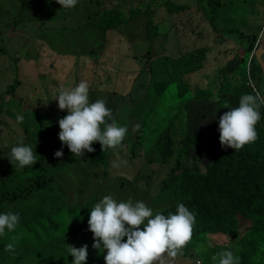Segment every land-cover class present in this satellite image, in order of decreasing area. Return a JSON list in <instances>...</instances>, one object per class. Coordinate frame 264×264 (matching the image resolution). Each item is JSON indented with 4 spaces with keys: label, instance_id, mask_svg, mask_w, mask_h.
Returning <instances> with one entry per match:
<instances>
[{
    "label": "rangeland",
    "instance_id": "obj_1",
    "mask_svg": "<svg viewBox=\"0 0 264 264\" xmlns=\"http://www.w3.org/2000/svg\"><path fill=\"white\" fill-rule=\"evenodd\" d=\"M121 1L79 0L74 8L64 9L55 0H0V49L8 52L0 53V178L7 174L9 188L30 190L35 180L16 177L22 169L9 162L11 148L21 141L33 148L38 163L61 168L53 179L39 175L44 188L33 187L27 199L0 204V214L19 213V223L32 208L42 213L56 211L62 226L59 237L48 238L36 224L33 233L17 230L15 252L29 256L32 264H39L37 252L47 263L65 264L69 259L72 264L68 245L88 246L86 264H105L107 251L93 249V235L88 231L95 204L112 196L118 202L131 198L162 210L169 200L154 203L153 199L179 155L190 171H204L215 157V138L183 151L180 142L185 134L207 136L219 125L225 109L207 98H192L197 89L212 87L216 93L227 80L229 87L247 85L264 95V0H218L213 18L207 0ZM146 11L154 15L150 41ZM120 23L122 27L111 29ZM232 31L256 38L258 58L254 51L247 53L249 41L240 42L235 33H227ZM164 58L185 61L174 70L175 78L183 82L182 98L176 91L174 95L161 89L171 75L165 66L156 69L154 63ZM16 76L19 84L11 96L6 90ZM82 80L90 85V101L104 99L111 104L117 125L128 129L122 145L112 149L107 167L89 164L87 152L75 157L58 139V120L67 113L58 110L54 98L61 87L72 88ZM17 114L23 115V123L17 124ZM36 117L49 124L48 131L34 132ZM170 126L175 151L163 164L155 144ZM138 134L141 139L133 147ZM263 138L258 134L246 146L264 152ZM61 149L63 156L54 158ZM139 172L141 181L135 186L132 181ZM239 224L235 237L207 235L189 241L172 264L197 260L212 264L211 257L224 250L240 256L239 264H256V260L264 264V251L253 247L257 241L249 234L250 222L239 217ZM10 242V238L2 239L0 247L5 250Z\"/></svg>",
    "mask_w": 264,
    "mask_h": 264
},
{
    "label": "trees",
    "instance_id": "obj_2",
    "mask_svg": "<svg viewBox=\"0 0 264 264\" xmlns=\"http://www.w3.org/2000/svg\"><path fill=\"white\" fill-rule=\"evenodd\" d=\"M124 2L126 1L124 0ZM120 4H123V0ZM207 5L213 18L218 7V0H207ZM104 13L107 14L108 11ZM140 14H142V12ZM145 15L148 16L146 31L150 41L154 15L151 11H146ZM121 25L122 23L113 26L111 29H119L122 27ZM102 28L108 31V27L102 26ZM227 33L230 35L235 33L240 42L244 40V42L249 41V45L246 48L247 53L254 51L255 58H258L260 50L255 49L256 38L245 37L238 31ZM255 51H259L258 56H256ZM0 53L2 55L8 54L5 47L0 49ZM147 55H150L149 51ZM164 59V62L158 59L155 61L156 64L154 63L156 69H162V67L165 66L167 70L166 74L170 73L171 75L168 76V80L161 85V89L168 92L170 91L174 95L176 91V94L182 98L183 89H181V86L183 82L177 79V77L175 78L174 70L181 65L183 66L185 61L178 59L174 62L173 60H169V58ZM224 83L225 85L222 83L220 87H218L216 93L212 91V87L197 89L192 98L198 101L207 98L210 102L220 103L221 105L227 102L229 108H235L238 107L239 99L242 95L254 94L252 89L247 85L234 87V85L231 84V87H229L227 80H225ZM18 84L19 79L17 77L15 81L7 87V94L13 96ZM211 84H213V81H210L209 85ZM185 86H188V84ZM217 96L219 100L214 99V97ZM185 99L188 101L187 97ZM106 106L111 109L114 117L115 110L112 105L108 103ZM227 110L228 109H225V112ZM259 111L261 120L256 125V131L262 136V134L264 135L263 105ZM34 120L36 121L34 132L49 130V124L42 121V117H36ZM262 121L263 124L261 123ZM172 126L167 127V129L158 136L155 144V149L159 154L158 159L160 163L163 164L168 163L174 156L175 143L171 138L170 131ZM26 129L28 133L31 131L29 125H27ZM139 134L135 139L137 143H135L133 147L139 144L138 140L141 139ZM209 137L215 138L216 154L214 159L204 167V171L193 172L182 164V156L179 155L176 161H174L173 166L167 171L165 179L159 184L158 191L153 199L154 203H159L160 200H169V203L167 206H163L161 208L162 210L153 209L155 211H161L165 215L169 213L175 214L176 206L183 203L191 212L195 213L196 223L190 241H196L198 238L207 235L235 237L237 230L240 228L239 217L244 218L250 222L249 234L252 235V241H257V244L253 245V247L260 248L264 251V245L260 244L264 243V152H259L258 149H250L247 146L243 147L240 151L222 148L219 143L218 125L205 137L185 134L180 142L181 150H186L191 146H198L208 140ZM92 147L95 151L89 155V164L107 167L113 155L112 149L101 151L99 143H94ZM60 169V167H49L36 162L32 167L28 166L18 171L15 174L16 177H30V179L35 180L29 184V191L25 190L27 187L9 188L7 186V181L9 180L7 177L8 175L3 173L0 178V204L5 202L18 203L27 199L32 194L34 190L33 187L44 188V182L40 179L39 175L47 179H53L60 172ZM11 177L12 176H10V178ZM140 181L141 172L137 173L132 183L135 186H139ZM85 206L86 205L81 208V211L85 210ZM55 214L56 211L54 210L42 213L41 210L32 208L28 211L26 220L19 223L14 232L8 233L6 230V235L0 237V241L6 238L12 239L13 237H19L17 230L20 229L31 233L36 232L34 224L43 229L45 232L44 234H46L48 238L50 237V239H53L59 237L60 233L58 232H60L62 226L58 224ZM41 258V253L37 252L39 264H53L47 263L46 260L43 261ZM28 259L29 256L25 258L20 251L9 253L0 247V264H32ZM213 262L214 261H212V264ZM255 262L259 264L257 260ZM65 264H70L69 259H65ZM205 264H207V262H205Z\"/></svg>",
    "mask_w": 264,
    "mask_h": 264
},
{
    "label": "clouds",
    "instance_id": "obj_3",
    "mask_svg": "<svg viewBox=\"0 0 264 264\" xmlns=\"http://www.w3.org/2000/svg\"><path fill=\"white\" fill-rule=\"evenodd\" d=\"M64 9H72L79 0H55ZM90 85L80 81L75 87L58 89L54 98L58 110L67 115L58 120V139L75 157L92 153L94 143H99L101 151L115 149L122 145L128 129L118 126L111 109L104 99L94 102L89 98ZM254 94H244L239 105L229 108L219 118V143L222 148L240 151L258 138L256 125L260 120V108L264 105V95L253 88ZM219 100V97H214ZM24 117L16 115L17 124L23 123ZM63 151L58 150L54 158H61ZM38 160L33 148L21 141L10 150L11 164L19 169L33 166ZM196 223L195 213L183 203L176 206L175 214H163L147 206L143 201H117L112 196H105L91 209L88 219V231L93 235V249L106 250L105 264H172L192 238ZM19 224V213L11 211L0 214V237L14 232ZM126 238V241H125ZM6 244L5 251L14 253L15 241ZM102 246V249H101ZM87 245L76 248L68 245L73 258L72 264H86ZM216 264H239V257L231 250L217 252L211 257Z\"/></svg>",
    "mask_w": 264,
    "mask_h": 264
},
{
    "label": "built area",
    "instance_id": "obj_4",
    "mask_svg": "<svg viewBox=\"0 0 264 264\" xmlns=\"http://www.w3.org/2000/svg\"><path fill=\"white\" fill-rule=\"evenodd\" d=\"M195 264H201V262L197 260V261L195 262Z\"/></svg>",
    "mask_w": 264,
    "mask_h": 264
},
{
    "label": "water",
    "instance_id": "obj_5",
    "mask_svg": "<svg viewBox=\"0 0 264 264\" xmlns=\"http://www.w3.org/2000/svg\"><path fill=\"white\" fill-rule=\"evenodd\" d=\"M258 54H259V51L256 52V56H258Z\"/></svg>",
    "mask_w": 264,
    "mask_h": 264
},
{
    "label": "crops",
    "instance_id": "obj_6",
    "mask_svg": "<svg viewBox=\"0 0 264 264\" xmlns=\"http://www.w3.org/2000/svg\"><path fill=\"white\" fill-rule=\"evenodd\" d=\"M224 237H225V236H224ZM221 238H223V236H222V237H220V239H221Z\"/></svg>",
    "mask_w": 264,
    "mask_h": 264
}]
</instances>
